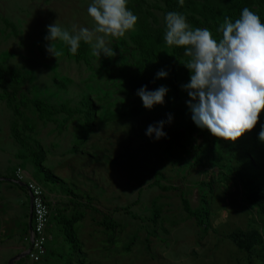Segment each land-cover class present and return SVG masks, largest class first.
Returning a JSON list of instances; mask_svg holds the SVG:
<instances>
[{
    "label": "rangeland",
    "instance_id": "obj_1",
    "mask_svg": "<svg viewBox=\"0 0 264 264\" xmlns=\"http://www.w3.org/2000/svg\"><path fill=\"white\" fill-rule=\"evenodd\" d=\"M91 3L0 0V67L8 76L15 72L27 77L17 101L28 96L56 106L86 105L89 117L76 116L65 124L66 116L61 115L55 123L45 124L33 108L20 119L7 101H0V146L5 151L0 153V173L14 177L19 168L31 173L57 201L61 219L86 215L74 226L76 249L66 242L58 220L48 255L39 263L27 258L26 264H264V214L249 203L240 182L242 174L252 179L264 177V142L259 140L262 124L237 142L217 140L195 125L186 103L190 97L182 90L190 79L183 65L188 58L176 56L174 46H167L163 39V0H128V8L139 20L125 36L106 37L108 46L116 51L112 58L94 55L91 45L92 67L69 57L66 45H58L63 55L50 56L45 39L48 26L59 20L70 31L73 26L94 29L96 23L88 14ZM183 3L190 14L201 19L214 21L204 11L209 6L216 8L222 24L225 18L235 21L222 0ZM247 4L257 12L255 0H247ZM137 35L146 38L162 61L174 64L177 73L178 98L167 87L165 104L151 111L138 95L128 98L123 93L140 58L132 41ZM161 86L156 82L148 89ZM7 87L12 91V86L0 84V94ZM92 102L98 111L91 108ZM260 117L264 118V112ZM86 120L95 121L94 127L87 128ZM159 121L165 122L167 136L150 139L146 129ZM26 123L36 127L35 133L23 131ZM13 125L31 146L35 141L42 144L45 167L61 184L46 182L31 159L15 158L28 151L11 137ZM156 182L176 189L163 191L154 186ZM19 193L26 203L23 217L30 206L25 190L15 186L6 197L15 207ZM183 195L194 210L209 211L212 230L199 227L188 215ZM88 202L97 212L80 206ZM106 217L116 223V230L104 227ZM253 232L261 235L262 244L242 249L240 243Z\"/></svg>",
    "mask_w": 264,
    "mask_h": 264
},
{
    "label": "clouds",
    "instance_id": "obj_2",
    "mask_svg": "<svg viewBox=\"0 0 264 264\" xmlns=\"http://www.w3.org/2000/svg\"><path fill=\"white\" fill-rule=\"evenodd\" d=\"M181 6L183 0H180ZM128 0H92L88 14L94 19V29L73 26L68 30L59 20L47 28L46 51L56 59L63 55L58 45H66L76 55L81 42L92 47L93 54L112 58L116 51L108 46L106 37L120 38L134 30L139 17L128 8ZM164 41L167 46L184 48L188 58L183 64L190 72L189 82L182 90L190 97L186 101L195 125L214 137L237 142L252 132L264 112V22L248 7L234 22L225 18L215 37L207 28H194L187 17L175 11L165 16ZM161 70L158 79H167ZM169 89L161 86L137 91L145 109L151 111L165 104ZM169 115V122L172 121ZM165 122L149 125L146 135L151 139L166 138ZM264 142V128L259 132Z\"/></svg>",
    "mask_w": 264,
    "mask_h": 264
},
{
    "label": "trees",
    "instance_id": "obj_3",
    "mask_svg": "<svg viewBox=\"0 0 264 264\" xmlns=\"http://www.w3.org/2000/svg\"><path fill=\"white\" fill-rule=\"evenodd\" d=\"M226 3L230 17L233 20H236L241 15L242 9L247 7V0H222ZM165 5L164 8V16L170 11L180 12L187 17L188 23L193 26L194 28H207L212 31L213 35L217 38L220 37V33L218 29L222 25L220 21L217 20L216 16V8L204 6L205 13L210 16L214 21L201 19L200 17L190 14L183 3L181 6L180 0H163ZM255 4L257 6V12L261 18V21L264 22V0H255ZM166 30V23L165 27L163 28L162 32L165 34ZM133 44L136 47V50L140 54L139 60L135 64V73L129 80L125 90L123 91L124 95L128 98L134 97L137 95L138 89L147 86L154 85L156 82L162 83L166 87H170L171 90L174 92L175 97H177L178 93V80H177V73L175 71L174 64L170 62H164L161 60L160 55L158 52L148 43L146 38L143 35L134 36ZM90 45L81 43V46L78 50L76 55H72L68 48H67V55L73 58L77 63H85V65L92 67V61L89 57ZM184 48L175 47L174 46V54L178 57H182L184 55ZM161 70H165L168 73L167 79H158L157 73ZM190 76V72L187 73ZM27 83V77L20 76L15 72L10 73L8 76L7 71L0 67V84L4 85L5 87L10 85L13 87L12 91L8 89L5 90L4 94H0V101H7L10 108L14 111L16 117L23 119L25 116V112L28 111L30 108H33L35 112L38 113V118L41 122L45 124L55 123V119L58 116L65 115L66 119L64 123H69L73 118L76 116H83L84 118L89 119L86 116L85 109H87L86 105H81L78 108H71L69 105H61L56 106L50 104L44 100L40 99H30L28 96H22L17 101V98L20 94L19 88L22 85ZM178 98V97H177ZM91 108L98 111L99 108L95 106L94 102L91 104ZM96 115V114H95ZM262 127L264 128V118L260 117V121ZM95 121L92 123L89 120L85 121V126L87 128L94 127ZM23 131L35 133L36 127L26 123ZM12 136L14 140L21 145L24 149L28 151V155L25 154L23 157L24 159H31L34 166L37 168V172L39 174H43L45 176L46 182L52 183L54 185H58L62 183V180L55 176L50 170L45 167V161L47 158L46 151L44 150L42 144L38 141H35V146H31L22 135V132L19 130L17 125H13L12 127ZM217 140H221L216 138ZM264 177L261 179L258 177L257 179H252V177H246L245 174L240 175V182L244 190L247 193V198L249 203L259 209L261 213L264 214ZM154 186H160L159 182H156ZM161 187V186H160ZM22 189H26L23 188ZM163 191H170L176 188H163ZM183 204L185 211L188 215L195 219L197 225L201 228H204L206 231L212 230L211 224V215L206 208L194 210L190 202L182 196ZM87 209H91L94 212L97 210L92 207L91 203H87L86 205H80ZM123 211L130 213L129 210L123 209ZM86 217L85 214L79 213L75 215L72 219H65L61 217L59 221L61 222L62 232L66 238V242L69 245H74L73 249L78 247V240L76 237V232L74 226L81 222ZM104 227L109 230H116L117 225L112 220L111 217H106L103 222ZM262 244L261 235L258 232H253L249 234L246 240L240 243L242 249L251 250L254 248L255 245ZM50 245V244H49ZM49 251V246H48ZM48 255V254H47Z\"/></svg>",
    "mask_w": 264,
    "mask_h": 264
},
{
    "label": "crops",
    "instance_id": "obj_4",
    "mask_svg": "<svg viewBox=\"0 0 264 264\" xmlns=\"http://www.w3.org/2000/svg\"><path fill=\"white\" fill-rule=\"evenodd\" d=\"M11 137L13 138L12 131H11ZM0 153L3 154L5 153L3 146H0ZM24 155L25 153L19 152L17 156L15 155V158L20 161L29 160L28 158L24 159L23 158L25 157ZM24 171L26 173L27 179L35 180L31 173H29L26 170ZM15 180H16L15 175L14 177H11L7 173L5 174L0 173V264H10L14 259H16L14 264H26V259L29 257L21 258V259L20 258L17 259V257L21 254L26 253L31 247V244L27 241L30 233L28 229V213L31 212V198L29 196L28 190L27 188L25 189V195L29 200L30 206L28 212H26L23 217L21 215H23V211L24 209H26L25 208L26 203L22 200L21 193L18 194V198H20V200H18V203L15 207L12 206L10 200L8 199V197H6L7 195L10 196L13 187L15 186L21 187L18 183L14 182ZM47 195L52 206L57 211L60 212L57 206V201H55L54 197L49 195L48 193ZM58 220L59 219L52 220L51 225L49 227V233L54 238L53 241L50 243V245H52V243H54L56 239L54 233L55 230L57 229L56 223L58 222ZM24 222H27L26 227H24Z\"/></svg>",
    "mask_w": 264,
    "mask_h": 264
},
{
    "label": "built area",
    "instance_id": "obj_5",
    "mask_svg": "<svg viewBox=\"0 0 264 264\" xmlns=\"http://www.w3.org/2000/svg\"><path fill=\"white\" fill-rule=\"evenodd\" d=\"M17 183H24L28 192L32 196L33 204V232L29 233L27 241L31 244L32 251L28 256L35 263H39L48 254V246L53 241V236L49 233L52 220L61 217L51 204L47 192L42 184L28 179L23 169L19 168L15 175Z\"/></svg>",
    "mask_w": 264,
    "mask_h": 264
},
{
    "label": "water",
    "instance_id": "obj_6",
    "mask_svg": "<svg viewBox=\"0 0 264 264\" xmlns=\"http://www.w3.org/2000/svg\"><path fill=\"white\" fill-rule=\"evenodd\" d=\"M15 183H17V181L15 180L14 181ZM21 187H24V188H27V186H26V184H23V183H18ZM29 193V196H30V198H31V213H30V227H29V230H30V233H32L33 232V226H32V221H33V204H32V196H31V194H30V192H28ZM31 251H32V242H31V247H30V249L26 252V253H24V254H21V255H19L18 257H17V259L18 258H26V257H28L29 255H30V253H31ZM16 261V259H14L10 264H14V262Z\"/></svg>",
    "mask_w": 264,
    "mask_h": 264
},
{
    "label": "flooded vegetation",
    "instance_id": "obj_7",
    "mask_svg": "<svg viewBox=\"0 0 264 264\" xmlns=\"http://www.w3.org/2000/svg\"><path fill=\"white\" fill-rule=\"evenodd\" d=\"M31 213V212H30ZM30 225V214H28V229H29V226ZM32 226H33V223H32ZM30 231V230H29Z\"/></svg>",
    "mask_w": 264,
    "mask_h": 264
}]
</instances>
